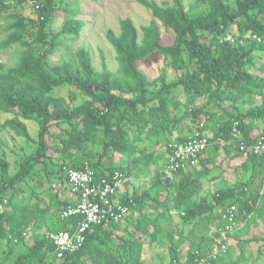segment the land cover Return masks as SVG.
<instances>
[{
    "label": "trees",
    "instance_id": "trees-1",
    "mask_svg": "<svg viewBox=\"0 0 264 264\" xmlns=\"http://www.w3.org/2000/svg\"><path fill=\"white\" fill-rule=\"evenodd\" d=\"M79 1L34 0L37 18H32L19 9L28 0H0V19H6L0 27V112L13 115L3 127L38 144L13 176L0 156V200H9L0 215V264H144L145 246L163 235V223L171 222L173 214L183 228L205 218L222 228L223 215L232 205L239 209V226L227 252L211 264H226L235 247L242 251L238 259L242 260L251 244H259L264 256V235L251 236L253 228L264 223V157H246L252 164L248 182L203 193L209 149H221L218 139H225L228 145L222 149L243 156L239 144L229 143L234 124L239 123L242 140L251 145L259 135L254 123L264 121V0H196L193 8L204 9L193 14L184 0H171L172 5L138 0L154 17L141 28L142 38L130 18L120 20L119 34L113 30L106 34L117 55L118 73L106 64L98 71L89 50L65 44L78 39L84 27L78 19ZM58 12L65 15L63 25L51 34L49 27ZM158 21L173 37L172 44L163 42ZM229 36L234 40L227 41ZM14 47L17 62L9 66L1 57ZM61 48L66 55L50 66V57ZM160 60L179 73L177 80L170 81L166 71L150 80L139 69V64L151 66ZM67 85L78 93L68 99L55 95ZM78 96L84 100L75 105ZM30 120L40 124L37 140L25 122ZM54 122L68 124L69 129L49 141ZM201 123L212 131L205 158L180 171L174 181L166 179L168 144L184 143ZM144 138L156 140L152 153L141 149ZM116 154L121 155L119 162L114 161ZM52 160L61 163L62 173L65 165L81 169L88 163L98 179L119 169L129 177L147 174L152 183L141 195L122 198L120 202L131 209L123 222L93 227L79 250L58 259L49 234L72 231L82 218L62 219L66 203L55 198L45 207L41 198L36 199L38 193L29 189L27 178H33L40 165L49 175ZM10 189L13 195L8 197ZM28 191V200H22ZM148 208L149 214L144 212ZM216 234L219 239V229ZM184 236L174 241L171 234V264H193L195 249L206 252L193 239L183 255L181 246L188 239Z\"/></svg>",
    "mask_w": 264,
    "mask_h": 264
},
{
    "label": "rangeland",
    "instance_id": "rangeland-1",
    "mask_svg": "<svg viewBox=\"0 0 264 264\" xmlns=\"http://www.w3.org/2000/svg\"><path fill=\"white\" fill-rule=\"evenodd\" d=\"M38 1V0H37ZM9 2L15 3L16 0H9ZM32 2V3H31ZM34 0H28L27 6L20 7L19 9L26 15L37 18V15L33 9ZM159 5H172L171 0H155ZM196 0H184L187 11L191 14L201 12L204 8L196 7L193 8ZM80 13L78 19L84 23V27L81 31L80 37L78 39H70L65 42V44H72L74 49L84 47L90 51L93 64L98 71L103 70V65L106 64L109 70L114 73H118L120 70L119 63L117 61V55L114 48L108 42L106 37L108 30H113L116 34L120 33V20L130 18L135 26L139 30L140 38H142L141 28L143 26L149 25L154 17L150 10L146 9L144 6L138 3V0H80L79 1ZM200 8V9H199ZM5 17V16H4ZM65 15L62 12H58L53 19L52 24H50L49 30L51 34L58 32L64 21ZM6 19H0V27L4 26ZM162 32V40L166 44L173 43V37L167 34L165 28L159 22ZM4 37V36H2ZM17 47L7 50L1 57V61L5 64L12 66L17 62ZM66 52L64 48H61L56 54L50 57L49 65L53 66L59 64L60 61L64 58ZM166 63L162 60L155 63L151 66H146L144 64H139V69H141L150 80H154L161 76V74L166 71L168 73V78L170 81L177 80L179 73L174 72L172 69L167 68ZM72 92H76L74 86L67 85L63 86L60 89H57L55 95L60 97L70 98ZM84 98L78 96L74 104L79 105L83 102ZM12 114H6L0 112V156L3 157L9 164V173L10 175H15L21 169V163L27 157L34 154L38 150V144L34 142L27 141L22 137H17L16 134L9 128H4L3 125L9 119H12ZM30 136L33 140H37L40 133V124L37 121H25ZM69 126L65 123H52L50 128V138L49 141H52L53 138L60 136L65 130H68ZM144 142L140 143L142 150L146 152L149 151L152 153L156 147V140H147L143 139ZM157 149V148H156ZM160 149V148H159ZM52 155V152H49ZM116 161L121 160V155L116 154ZM163 164H166V160L163 161ZM161 167V166H160ZM43 166L38 167V173L32 178H27L28 186L35 190L37 193H40L42 188L41 183L44 182L43 179H46L43 173ZM1 170V168H0ZM1 175V173H0ZM150 176L147 174H142L140 177H136L133 181L137 180L134 187L139 188L144 186L146 188L149 185L147 181ZM25 187V186H24ZM29 194V191L27 192ZM13 195V190L10 189L7 192V196L10 197ZM24 196V195H23ZM180 220L176 214L172 215L171 222L166 220L163 223L162 228L164 229L163 235L159 237L156 241L157 247L152 252L144 251L142 259L144 264H171L173 257L170 251L172 247V239L177 241L181 239V236L184 238V235L188 236L187 242L181 246L182 254L184 255L188 248L192 246L193 239L197 244L198 231L205 230L204 226H197L195 233L194 228L186 227L183 228L177 224ZM244 222H242L243 225ZM262 224V223H261ZM259 224V228L252 230V235H264V223L263 225ZM241 225V226H242ZM203 232V231H202ZM258 232V233H257ZM172 234V239L171 238ZM184 234V235H183ZM190 236V238H189ZM161 248H159V247ZM146 249V248H145ZM260 245L251 244L245 248L244 258L238 260L239 256L242 255V251L239 248L234 249V252L231 255V258L226 257V264H232V262H238V264H264V256L260 255ZM264 251V248H263ZM155 253L157 255L155 256Z\"/></svg>",
    "mask_w": 264,
    "mask_h": 264
},
{
    "label": "built area",
    "instance_id": "built-area-1",
    "mask_svg": "<svg viewBox=\"0 0 264 264\" xmlns=\"http://www.w3.org/2000/svg\"><path fill=\"white\" fill-rule=\"evenodd\" d=\"M261 42V38L254 36ZM227 41H233V36H229ZM210 135L205 130L203 123L194 127V133L190 134L184 143L172 142L168 144V160L165 169V178L174 181L177 174L182 170H189L205 158L210 147ZM243 134L239 123L234 124V132L229 143L238 145L244 157L257 155L264 157V131L257 136L253 144L248 145L242 140ZM222 148L228 145L227 140L218 139ZM63 174L66 179L67 189L74 197L73 203L67 205L61 212V218L67 219L79 216L82 220L72 231H61L49 234V239L54 245V253L58 259H62L67 254H72L79 250L84 244L87 233L93 227L102 225L109 228L113 223L123 222L130 214V207L115 200L116 195L121 192L131 180L125 172L114 169L106 176L97 178L96 172L86 163L83 168L63 167ZM130 203L136 205L133 200ZM9 204L8 198L0 200V215ZM239 209L236 205L228 207L223 215L224 226L219 229L220 237L216 241L213 249L202 252L194 251L193 264H211L220 255L229 249V239L239 226ZM28 237V234H25Z\"/></svg>",
    "mask_w": 264,
    "mask_h": 264
},
{
    "label": "crops",
    "instance_id": "crops-1",
    "mask_svg": "<svg viewBox=\"0 0 264 264\" xmlns=\"http://www.w3.org/2000/svg\"><path fill=\"white\" fill-rule=\"evenodd\" d=\"M255 124V133L260 134L264 131V121H259L254 123ZM209 135H212V131H207ZM222 149V148H221ZM219 149L215 150L210 148L208 151V154L206 155L207 162L204 166V169H207V173L205 174L203 178V185H204V194H210L215 193L219 190L227 189L229 187H234L238 183H243L245 181L248 182L250 177L252 176V164L249 162L248 158L238 155L235 152L230 153L227 149ZM160 150V149H159ZM235 153V154H234ZM115 156V162L116 161ZM120 161V160H119ZM118 161V162H119ZM66 166V165H65ZM63 166V167H65ZM41 167V165L39 166ZM61 163H57V161H50L48 166V171L50 172L49 175L46 173V167H43V173L46 179H43L44 182L40 184L42 190L40 193H38V198L36 199H42L43 206H50L54 199L57 198L60 199V201L66 203L67 205L73 203L74 197L71 195V193L67 189V183L65 177H63V173L60 171ZM135 177H131V180L128 182L126 187L116 195L115 200L120 202L122 198H131L137 195H141L142 191L145 189L144 186H141L139 188H135L134 185L137 180ZM147 181L149 182V185L146 188H149L151 185V179L150 177ZM30 190H32L29 187ZM24 195V196H23ZM21 195L22 200H28V194L25 193ZM34 198L33 202L36 201ZM150 205V204H148ZM147 214L151 212L150 208L146 209ZM179 221L177 224L178 225ZM197 226H204L205 230L198 231V238H197V245L198 247H201L203 249H206L205 251H209L213 249V247L216 245L217 241V234L216 232L218 229H220V225L218 222H211L210 218H205L198 223H193L189 227L194 228V233L197 228ZM126 227V226H124ZM132 230V229H130ZM190 238V236H189ZM188 240V239H187ZM157 247V243L154 242L150 244V246L146 245L145 250L147 252H152ZM159 247V246H158ZM161 248V247H159ZM144 250V251H145ZM157 253H155V256ZM176 264H185L184 261H180Z\"/></svg>",
    "mask_w": 264,
    "mask_h": 264
},
{
    "label": "clouds",
    "instance_id": "clouds-1",
    "mask_svg": "<svg viewBox=\"0 0 264 264\" xmlns=\"http://www.w3.org/2000/svg\"><path fill=\"white\" fill-rule=\"evenodd\" d=\"M261 133H262V132H261ZM261 133H260V134H261Z\"/></svg>",
    "mask_w": 264,
    "mask_h": 264
}]
</instances>
